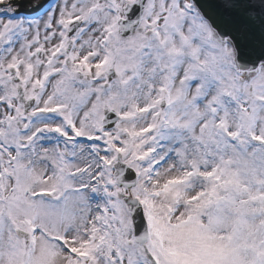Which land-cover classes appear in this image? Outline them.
I'll use <instances>...</instances> for the list:
<instances>
[{
  "label": "snow or ice",
  "instance_id": "1",
  "mask_svg": "<svg viewBox=\"0 0 264 264\" xmlns=\"http://www.w3.org/2000/svg\"><path fill=\"white\" fill-rule=\"evenodd\" d=\"M0 264H264V0H0Z\"/></svg>",
  "mask_w": 264,
  "mask_h": 264
}]
</instances>
